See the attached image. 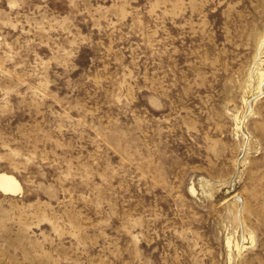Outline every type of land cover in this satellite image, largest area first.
Here are the masks:
<instances>
[{
	"label": "rangeland",
	"instance_id": "rangeland-1",
	"mask_svg": "<svg viewBox=\"0 0 264 264\" xmlns=\"http://www.w3.org/2000/svg\"><path fill=\"white\" fill-rule=\"evenodd\" d=\"M0 264H264V0H0Z\"/></svg>",
	"mask_w": 264,
	"mask_h": 264
},
{
	"label": "bare ground",
	"instance_id": "bare-ground-1",
	"mask_svg": "<svg viewBox=\"0 0 264 264\" xmlns=\"http://www.w3.org/2000/svg\"><path fill=\"white\" fill-rule=\"evenodd\" d=\"M21 190V186L15 176L0 173V191L4 194L13 195Z\"/></svg>",
	"mask_w": 264,
	"mask_h": 264
}]
</instances>
